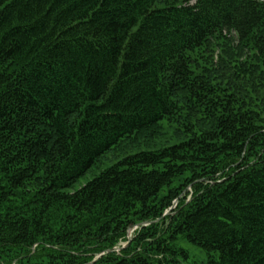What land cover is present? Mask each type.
<instances>
[{
  "label": "trees",
  "instance_id": "1",
  "mask_svg": "<svg viewBox=\"0 0 264 264\" xmlns=\"http://www.w3.org/2000/svg\"><path fill=\"white\" fill-rule=\"evenodd\" d=\"M0 173V264H264V0H0Z\"/></svg>",
  "mask_w": 264,
  "mask_h": 264
},
{
  "label": "rangeland",
  "instance_id": "2",
  "mask_svg": "<svg viewBox=\"0 0 264 264\" xmlns=\"http://www.w3.org/2000/svg\"><path fill=\"white\" fill-rule=\"evenodd\" d=\"M230 38L234 39L235 42H237L236 33H234V32L231 33ZM166 137H167V134H164V136H162L161 139L156 140L155 145H159V146L162 145L165 142ZM137 149H140V148H136V147L132 148L129 144L128 145L123 144L122 146L114 148L113 150L109 151L108 153H106L104 156H102L100 158L99 162L92 168V170H90L88 172L87 175L81 177L79 179V181H77L74 184L71 191L78 189L85 182H87L89 179H91L95 174L102 171L108 165H111V164L117 162L119 159H121L127 153L136 151ZM0 177H1V173H0ZM188 189L190 190V187ZM176 204H177V201H175L174 206H176ZM135 229H136V227L129 230V234H130L129 237L134 236ZM179 240L180 241L178 242V244L183 245L190 252L191 256H190V259L188 260L189 264H203V262L207 260V253L202 248H200L199 246L187 241L186 239H179ZM123 244L125 245V242Z\"/></svg>",
  "mask_w": 264,
  "mask_h": 264
},
{
  "label": "water",
  "instance_id": "3",
  "mask_svg": "<svg viewBox=\"0 0 264 264\" xmlns=\"http://www.w3.org/2000/svg\"><path fill=\"white\" fill-rule=\"evenodd\" d=\"M176 201H177V200H176ZM166 213H167V212H166ZM166 213H165V214H166ZM132 228H134V226H133V227H131L130 229H132ZM129 235H130V234H129ZM113 249H115V248H113ZM113 249H111V250H113Z\"/></svg>",
  "mask_w": 264,
  "mask_h": 264
},
{
  "label": "bare ground",
  "instance_id": "4",
  "mask_svg": "<svg viewBox=\"0 0 264 264\" xmlns=\"http://www.w3.org/2000/svg\"><path fill=\"white\" fill-rule=\"evenodd\" d=\"M135 228V227H134Z\"/></svg>",
  "mask_w": 264,
  "mask_h": 264
}]
</instances>
